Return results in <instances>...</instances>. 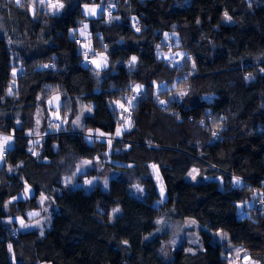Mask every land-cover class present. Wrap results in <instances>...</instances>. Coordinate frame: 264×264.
Returning a JSON list of instances; mask_svg holds the SVG:
<instances>
[{"label": "trees", "instance_id": "obj_1", "mask_svg": "<svg viewBox=\"0 0 264 264\" xmlns=\"http://www.w3.org/2000/svg\"><path fill=\"white\" fill-rule=\"evenodd\" d=\"M95 5L105 10L87 19L93 51L85 47L94 58L108 56L101 73L81 64L74 41L84 6ZM0 17V133L14 135L0 169V264H230L209 232H202V250L163 254L168 234L154 233L165 209L226 232L234 245L261 248L251 257L264 264V207L250 209L257 221L238 217L239 203L264 197V0H48L45 11L37 0H0ZM169 33L178 38L173 49L192 61L188 76L189 63L178 69L158 56ZM18 69L24 76L13 95ZM175 83L187 87L181 101L156 91ZM135 85L143 89L136 93ZM53 89L61 114L82 127L55 122L50 131L48 120L36 141L28 133L37 111L48 113ZM132 94L138 97L124 130L125 106L122 112L114 103L126 105ZM226 115L229 129L213 136L210 120ZM96 159L106 164V188L63 183L82 161ZM192 170L198 183L187 180ZM158 176L166 191L161 208ZM26 185L34 195L16 199ZM42 195L53 203L44 233L11 232L4 220L37 212Z\"/></svg>", "mask_w": 264, "mask_h": 264}, {"label": "rangeland", "instance_id": "obj_2", "mask_svg": "<svg viewBox=\"0 0 264 264\" xmlns=\"http://www.w3.org/2000/svg\"><path fill=\"white\" fill-rule=\"evenodd\" d=\"M48 0H37L38 7L41 10L46 9ZM89 9H94L95 14H92V12L89 11ZM105 10L102 6H84V14L86 19L81 21V27H79V35L84 40L85 46L89 49V51H93L92 47V36L89 32V27L87 24V19L89 18H97L101 13H103ZM107 15V14H106ZM108 19H110L108 17ZM85 25L87 27L85 28ZM0 26H1V17H0ZM177 35L175 33H169L165 35V38L163 40L162 51H159L158 56L162 59H165L167 62L171 63V65L176 66L178 69H184L186 68L187 63L190 64V70L184 69V77L188 76L190 73H193V64L192 61L185 53L184 50L181 48H178L177 50H174L173 48L176 45L177 42ZM175 44V46H173ZM264 61V56L261 57ZM95 63H93V69L97 73H101L110 67V60L108 56L105 53H96L94 58ZM99 65V67L97 66ZM185 78H183V81ZM135 85L133 88L134 92H139L140 89H143L142 87L139 88V90H136ZM170 91V95L168 99L172 101H181L182 98L187 94V87L177 85V83L167 86V85H158L156 86V91ZM51 95V94H50ZM54 97H59L58 100H54ZM125 102L119 101L115 102L114 106L119 111L124 110V104ZM167 104V103H166ZM123 105V107H121ZM61 106H62V99L60 96L59 91L56 89H53L52 95L48 102V113L43 108L39 109L36 113V126L34 129H32L29 133H31V137L38 141V138L43 135V127L46 125V123L49 121L58 123L61 127H68L71 128H77L82 127L81 123L78 121H72L69 118V114L64 113L61 114ZM59 117V118H57ZM231 116L226 115L224 117H214L210 120V130L211 134L213 136L215 135H222L224 132L229 129L231 123ZM39 121V123H37ZM130 125L126 126L127 129L124 128V130H128ZM118 129L121 132L122 127L119 125ZM28 133V134H29ZM11 144V140L5 147H9ZM5 164V157L3 156L2 159H0V169ZM106 164L102 160H94V161H82L78 169L76 170V173L74 176L66 177L64 178V184L70 187H86V189H91L97 184H100L103 188H106L108 185V177L106 175ZM100 173L101 176L93 177V178H84L83 175L88 174L89 171L95 170ZM105 174L104 176H102ZM155 174V173H154ZM193 175L195 176V179H193ZM82 176L83 181L82 184L78 183L77 178ZM156 184L158 187V192L160 195V199L158 202L155 203V206L158 208H161L163 206V203L166 200V191L164 184L162 182V179L158 176L155 178ZM187 180L193 183H198V171L195 170V172L192 170L188 176ZM220 183V185H223V180L221 178L217 179ZM223 187V186H222ZM133 195H135L136 198L143 200L144 199V191L142 192L141 188L134 187L132 191ZM34 195V190L26 185L24 191L16 198V199H22L27 200L30 199ZM259 200H256V195L252 196L248 202L246 203H239L238 204V217L240 219L242 218H250L255 220V217L257 216V213H255L254 210H250L257 206ZM39 209L37 212H28L25 217L23 216H16L11 217L8 219H5L4 222L9 227L10 231L13 233H18L22 231H30V230H36L39 231L41 234L44 233L45 229H47L50 225L51 216L53 212V203L52 201L45 197L41 196L39 198ZM251 211V213H250ZM21 221H23V226L21 224ZM257 221V220H255ZM202 232H209L212 237V243H220L223 246V257L226 259V261L229 260L230 264H259L255 260L252 259L251 253L261 250V248L257 247H246L241 245H234L230 242V239L228 237V234L224 231H210L207 228L201 226L198 224L194 219H185L184 221L176 220L174 219L171 211L165 209L162 210V213L159 215L157 219V229L154 234H161V233H167V240H166V247L164 248L163 254L166 256L168 255V250L171 251L175 249H179L181 247H184L186 252L189 253H195L198 250L203 249V236Z\"/></svg>", "mask_w": 264, "mask_h": 264}, {"label": "built area", "instance_id": "obj_3", "mask_svg": "<svg viewBox=\"0 0 264 264\" xmlns=\"http://www.w3.org/2000/svg\"><path fill=\"white\" fill-rule=\"evenodd\" d=\"M113 15V10L110 9L108 10V16L111 17ZM74 41H75V44L78 46V49H79V55L81 57V64L83 66H86V67H90L93 65V60H94V57L93 56H90L87 51H86V47L84 45V40L80 37V36H76L74 38ZM87 53V56L85 55ZM24 76V72L22 69H18L15 73V80L13 81V84L11 86V93L13 95H17V89H16V79L17 78H20V77H23ZM137 95H130L129 96V101H131V104H129V101L126 103L125 105V119L123 121V125H124V128H126V126L130 125L131 126V123H132V112H133V108H134V105H135V101L137 99ZM49 129L50 131H54L55 129H57V124L55 122H51L49 123ZM130 128V127H129ZM128 128V129H129ZM86 136H93V135H88V134H84ZM2 136H10L11 139L14 138V135H10V134H6V133H0V137ZM98 139H101V140H110V138L108 137H103V136H96ZM31 150H34V148L32 147ZM7 154V148H5V151H4V156ZM238 181L240 182H243V178H237ZM237 185H232V189H236ZM259 206L260 207H264V197H261L259 199V202H258Z\"/></svg>", "mask_w": 264, "mask_h": 264}, {"label": "snow or ice", "instance_id": "obj_4", "mask_svg": "<svg viewBox=\"0 0 264 264\" xmlns=\"http://www.w3.org/2000/svg\"><path fill=\"white\" fill-rule=\"evenodd\" d=\"M41 2H43V0H41ZM17 3L19 4L20 3V0H17ZM53 8H56L57 10H59V8H62L63 5L62 4H55V5H52ZM90 12H92V14H95V10L94 9H89ZM225 18L226 19H231L230 17H228L227 13H225ZM87 27V25H85V28ZM139 30V29H137ZM87 56V53L85 54ZM135 57L132 58L133 61H135ZM93 63H95V61H93ZM99 67V65H97ZM141 86H136V90H139ZM54 100H58L59 97H54L53 98ZM161 103H164L163 101H161ZM129 104H131V101H129ZM121 107H123V105H121ZM59 118V117H57ZM37 123H39V121H37ZM120 134V130L118 129L117 130V135ZM29 135H31V133H29ZM91 135V134H90ZM101 135H103L101 133ZM11 140V137L10 136H2L0 137V159L3 158V154H4V151H5V146L9 143V141ZM195 172V170H193ZM193 179H195V176L193 175ZM236 183H239V181L237 180ZM21 224L23 226V221H21ZM9 249H11V245H9Z\"/></svg>", "mask_w": 264, "mask_h": 264}, {"label": "crops", "instance_id": "obj_5", "mask_svg": "<svg viewBox=\"0 0 264 264\" xmlns=\"http://www.w3.org/2000/svg\"><path fill=\"white\" fill-rule=\"evenodd\" d=\"M76 33L79 35V29L76 31ZM80 36V35H79ZM49 102V101H48Z\"/></svg>", "mask_w": 264, "mask_h": 264}]
</instances>
